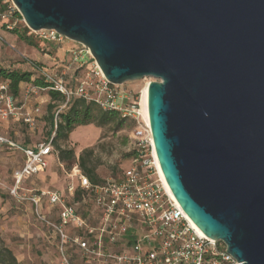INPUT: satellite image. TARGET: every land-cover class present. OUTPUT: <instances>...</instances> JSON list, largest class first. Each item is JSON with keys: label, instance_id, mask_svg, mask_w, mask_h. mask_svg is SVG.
I'll return each mask as SVG.
<instances>
[{"label": "water", "instance_id": "95a60500", "mask_svg": "<svg viewBox=\"0 0 264 264\" xmlns=\"http://www.w3.org/2000/svg\"><path fill=\"white\" fill-rule=\"evenodd\" d=\"M87 49L113 86L151 79L162 177L236 264H264V0H10Z\"/></svg>", "mask_w": 264, "mask_h": 264}, {"label": "built area", "instance_id": "2783aa9c", "mask_svg": "<svg viewBox=\"0 0 264 264\" xmlns=\"http://www.w3.org/2000/svg\"><path fill=\"white\" fill-rule=\"evenodd\" d=\"M34 33L43 42L64 39L53 30ZM73 55V61L79 59V54ZM32 68L47 85L36 89L61 93L66 100L62 108L72 98L80 97L95 101L104 111H121L136 122L132 132L135 149L132 165L118 178H109L100 184L91 183L75 166L70 175L72 179L63 191L24 193V181L48 169L46 157L53 153L51 139L27 149L0 134V148L15 149L24 157L13 172L9 193L18 202H28L39 220L51 227L63 264H78L77 261L79 264H236L223 243L196 232L181 207L167 193L158 173L159 163L153 157L155 149L147 105L145 114L141 98L135 95L126 108L117 106L121 96L100 70L95 81L88 77L71 88L56 74L55 68L36 64ZM20 110L16 99L7 93V85L1 84L0 122L21 116L23 123L32 129L34 117L20 114ZM35 112L39 114L38 109ZM78 191L81 196L77 201ZM44 200L53 212L49 223L38 211Z\"/></svg>", "mask_w": 264, "mask_h": 264}, {"label": "rangeland", "instance_id": "374dc122", "mask_svg": "<svg viewBox=\"0 0 264 264\" xmlns=\"http://www.w3.org/2000/svg\"><path fill=\"white\" fill-rule=\"evenodd\" d=\"M1 4L7 8L3 11L0 9V68L32 72L31 78L36 79L40 76L34 71L32 64L39 67L46 65L55 68L56 74L64 78L71 88L88 77L95 81L99 68L89 51L84 52L85 47L65 38L59 42H43L38 39V34L30 29H27V36L31 37L35 46H28L15 32L13 33L15 29L20 31L26 28L15 5H12L10 0H2ZM74 53L79 54L78 60L73 61ZM149 81L148 78L115 86V90L121 96L117 100V106L126 108L131 97L135 95L142 99L143 104V89ZM18 94L16 106L22 108L20 114L27 113L33 116L35 125L30 129L22 123L21 116H18L16 122L11 120L3 122L0 132L13 138L21 146L32 147L47 142L54 136L48 116H55L59 110L61 111L62 103H56L54 105L56 108L49 112L48 93L37 90L31 84H21ZM36 109L39 110V114L35 112ZM58 121L59 118L55 116L54 124ZM134 123L136 125V122ZM134 123L127 120L119 132L111 126L98 128L91 124L77 127L67 136L68 138H61L52 143L53 153L46 157L48 170L25 181L24 193L37 190L63 191L72 179L70 175L73 174L72 170L78 156L83 152H87L86 165L94 168L99 180L118 178L132 165L135 156L132 143ZM62 149L73 151L75 160L60 161L58 151ZM21 161L19 153L0 151V250L9 249L19 264H63L61 256L58 255L57 243L51 236V227L39 220L36 211L28 202H18L9 193V189L13 187L12 171ZM51 210L46 200L42 201L38 208L39 214L48 223L50 214L53 213ZM77 263L79 264L78 261Z\"/></svg>", "mask_w": 264, "mask_h": 264}, {"label": "trees", "instance_id": "16d2710c", "mask_svg": "<svg viewBox=\"0 0 264 264\" xmlns=\"http://www.w3.org/2000/svg\"><path fill=\"white\" fill-rule=\"evenodd\" d=\"M0 0V9L3 11L7 8L6 5H2ZM16 33L19 38L24 41L28 46H35L31 37L27 36L28 30L24 28L20 31L15 29L13 33ZM34 72V71H33ZM32 72H20L18 70L9 71L4 68H0V86L1 84L7 85V93L10 94L14 99L18 97V93L21 87V84L32 85L35 88L44 89L47 85L44 84L43 80L40 77L32 79ZM50 102L47 105L49 112H51L56 103L66 102L65 97L58 92L52 90H47ZM56 116V114H55ZM54 115L48 116V121L51 124L52 132L54 136H51L52 143H56L61 138L66 139L67 136L74 131L77 127L81 126H90L93 124L98 128H105V126H111L116 132H119L124 123L127 120H131L127 116H124L123 113L116 110H102V108L95 101H86L83 98L75 97L68 101L65 105V108L57 112V118L59 121L54 124ZM133 121V120H132ZM134 123V121H133ZM135 125V123H134ZM51 133V132H50ZM49 139V140H50ZM48 141V140H47ZM58 159L60 161H73L75 160L74 152L71 150H59ZM86 153L83 152L78 156L75 166H78L83 173V175L90 180L93 184H100L103 181L99 180L96 176L94 168H89L86 165ZM135 155V153H134ZM76 200L80 198V192L76 193ZM0 264H19L16 258L12 255L9 249L3 248L0 250Z\"/></svg>", "mask_w": 264, "mask_h": 264}, {"label": "crops", "instance_id": "0c3cea01", "mask_svg": "<svg viewBox=\"0 0 264 264\" xmlns=\"http://www.w3.org/2000/svg\"><path fill=\"white\" fill-rule=\"evenodd\" d=\"M45 66V65H44ZM76 86V85H75ZM19 108H21V107H19ZM22 109V108H21ZM8 120H11L12 122H16L17 121V118H10V119H8ZM8 120H5V121H2V122H0V128H1V126H2V123L3 122H7ZM21 121H22V118H21ZM22 123H23V121H22ZM0 134L1 135H4L5 137H7V138H10L8 135H6V134H4V133H1L0 132ZM14 143H16L14 140H13V138H10ZM16 144H18V143H16ZM20 145V144H19ZM37 145V144H36ZM36 145H34V146H32V147H29V146H22V147H24V148H27V149H32L33 147H35ZM21 146V145H20ZM3 150H5V151H8V152H12L13 154H20L21 155V159H22V161H21V163H19L18 164V166H20L22 163H23V160H24V157H23V154L22 153H20L19 151L17 152L15 149H11V148H8V147H6V146H3L2 148H0V151H3ZM18 166H16V168L12 171V175H13V172L16 170V169H18ZM46 170H48V169H46ZM45 170V171H46ZM45 171H43V172H41L40 174H38V176L39 175H42L43 173H45ZM12 175H11V178H12ZM35 177H37V175L35 176ZM31 179V178H30ZM29 180V179H28ZM27 181V180H26ZM25 182V181H24ZM26 183V182H25ZM24 183V184H25ZM37 191H41V190H37Z\"/></svg>", "mask_w": 264, "mask_h": 264}, {"label": "bare ground", "instance_id": "6f19581e", "mask_svg": "<svg viewBox=\"0 0 264 264\" xmlns=\"http://www.w3.org/2000/svg\"><path fill=\"white\" fill-rule=\"evenodd\" d=\"M144 91H143V109H144V113L146 114V98H147V92H148V90H147V85L144 87V89H143ZM153 157H154V159H155V163H157V159L155 158V155H153ZM158 173H159V175H160V177L163 179V181H164V185H165V188H166V190H167V193H169L170 194V196L171 197H173L172 196V193H170V191H169V189H168V187H167V184L165 183V180H164V178L162 177V174H161V171H160V167H158ZM173 199H174V197H173ZM188 219V218H187ZM189 220V219H188ZM189 222H191L190 220H189ZM191 225H192V227L196 230V232H198L199 234H201L202 236H204L201 232H200V230L198 229V228H196L195 227V225L191 222Z\"/></svg>", "mask_w": 264, "mask_h": 264}]
</instances>
